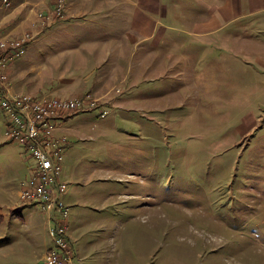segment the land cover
<instances>
[{"label":"rangeland","instance_id":"rangeland-1","mask_svg":"<svg viewBox=\"0 0 264 264\" xmlns=\"http://www.w3.org/2000/svg\"><path fill=\"white\" fill-rule=\"evenodd\" d=\"M71 2L131 30V104L57 121L79 263L264 264V0H56L50 22ZM9 124L0 109V264H37L46 215L19 194L37 160Z\"/></svg>","mask_w":264,"mask_h":264},{"label":"crops","instance_id":"crops-1","mask_svg":"<svg viewBox=\"0 0 264 264\" xmlns=\"http://www.w3.org/2000/svg\"><path fill=\"white\" fill-rule=\"evenodd\" d=\"M80 1L85 4L88 2ZM125 1L127 7L135 0ZM55 3L56 0H13L11 6H1L0 2V36L16 38L31 33L35 37L28 53L13 61L9 67L8 92L30 94L39 98H61L63 97L61 95H64L65 99L92 94L103 99L105 101L103 103L115 104L123 101L125 103L121 106L131 104L130 101H124L131 100V46L128 48L129 44L122 41L131 37V30L121 32V26L115 23V20H109L108 14H106L108 17H98L113 6L107 7L104 3L103 6L96 3L95 9L88 15L87 12L79 11L78 7H73L71 2L65 19L44 26L38 13L43 9V12L51 15ZM136 9L149 11V13L136 11L139 15H144L142 22L147 25L146 22H150L152 17L149 6L145 4L144 8L137 6ZM227 9H223L224 17L227 16V19L222 21L213 13L211 17L213 22L210 18L208 23L199 25L201 30L207 29L204 33L208 34L226 26L227 21L234 19L231 11ZM78 12L82 15L78 16ZM147 75H150V71ZM114 88H121L124 93L125 91L129 93L121 96L114 92ZM47 221L49 219L46 216V228L49 230L54 223L50 224ZM72 224L71 214L69 234L73 243ZM50 246L48 245L37 264L42 263ZM73 249L80 260V250L74 246Z\"/></svg>","mask_w":264,"mask_h":264},{"label":"built area","instance_id":"built-area-1","mask_svg":"<svg viewBox=\"0 0 264 264\" xmlns=\"http://www.w3.org/2000/svg\"><path fill=\"white\" fill-rule=\"evenodd\" d=\"M1 6H11L13 0H0ZM62 5L56 10L58 16L64 14ZM50 14L40 13L43 25L50 22ZM34 35L25 33L16 38L0 36V109L9 116L10 124L6 132L12 142L25 145L34 154L37 165L34 175L21 191L26 202L39 204L50 222L49 235L52 245L47 250L41 264H80L69 235L71 208L66 201L68 184L62 181L64 172V145L67 136H58L57 121L78 112L94 111L101 108V116L109 110L101 99L86 94L75 99L37 97L30 94H10L9 67L17 59L28 53L34 42ZM120 93V90L116 91Z\"/></svg>","mask_w":264,"mask_h":264}]
</instances>
